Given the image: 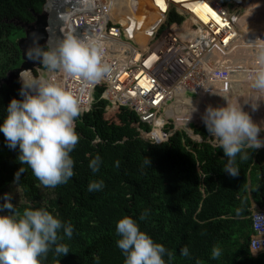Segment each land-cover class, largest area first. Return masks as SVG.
<instances>
[{"label": "trees", "instance_id": "16d2710c", "mask_svg": "<svg viewBox=\"0 0 264 264\" xmlns=\"http://www.w3.org/2000/svg\"><path fill=\"white\" fill-rule=\"evenodd\" d=\"M48 1L0 0V119L11 98L22 99L21 76L9 83L2 81L22 63L18 40L24 27L16 22H34L35 14L42 13ZM115 1L124 6L126 1L132 3ZM262 2L253 0L249 9L248 25L258 33L264 30ZM121 14L127 22L126 13ZM182 19L173 11L168 22ZM141 41L144 43V38ZM252 43L247 48L250 59L254 56L251 53L257 55L253 50L257 44ZM32 72L36 74V68ZM102 90L96 89L92 107L76 119L80 140L71 152L75 176L66 184L43 186L31 168L17 159L19 147L9 148L0 131V196L14 184L23 202L12 203L20 212L26 207H43L74 225L72 238L60 241L69 246L68 254L57 258L50 251L43 264H97L96 257L99 264H123L116 222L125 215L138 220L142 230L174 252L171 264H264V252L254 254L249 248L252 205L264 209V147L246 149L250 152L247 160L238 155L239 175L230 176L223 169L227 157L222 149L213 147L216 142L205 126L192 125L200 140L177 130L166 141L147 142L139 136L138 128L144 123L136 113L123 106L107 108L108 101L100 98ZM257 94L264 101V93ZM236 102L264 125V106L248 110L246 102ZM97 154L102 163L94 173L89 161ZM146 157L151 161L149 167L144 165ZM20 167L26 171L15 182ZM101 179L103 189L89 192V182ZM145 211L147 218L139 220ZM185 245L190 249L189 257L180 255ZM214 246L222 249V255L215 259L211 257Z\"/></svg>", "mask_w": 264, "mask_h": 264}, {"label": "clouds", "instance_id": "9594fccd", "mask_svg": "<svg viewBox=\"0 0 264 264\" xmlns=\"http://www.w3.org/2000/svg\"><path fill=\"white\" fill-rule=\"evenodd\" d=\"M50 40L46 46L37 44L25 52L28 59L39 61L43 70L36 74L31 70L21 72L19 91L22 99H10L6 113L0 119V131L9 148L19 147L17 159L21 164H27L43 186L55 188L75 176L71 152L80 140L76 119L82 115L83 109L77 92L58 81L54 74L60 73L75 81L94 85L112 69L104 61L103 45L96 38L85 39L69 34L57 38L55 43H50ZM259 48V66L252 87L264 93V45H259ZM257 107L256 103L252 104L253 110ZM193 111H196L194 106L186 114V124ZM202 119L209 136L215 138L213 147L222 149L227 157L223 169L230 176L239 175L238 155L240 160H247L250 152L246 149L264 147V138L260 136L264 125L254 121L238 102L226 99L223 105H208ZM101 163L102 158L97 154L90 159L89 167L95 173ZM150 164L146 157L144 165L149 167ZM116 166H119V161ZM25 171L22 167L17 170L15 182H19L21 173ZM104 186L102 179L92 180L88 191H99ZM0 213H3L0 214V264H43L50 251L57 258L70 251L69 246L60 241L64 237L72 238L74 225L71 221H63L58 213L53 214L43 207H26L20 212L12 203L11 193L4 194ZM147 216L145 211L139 220ZM116 232L120 237L117 246L124 256L123 264H171L174 259V252L142 230L139 221L132 216L120 217L116 222ZM180 255H191L187 245L180 248ZM221 255L222 249L214 246L211 257L215 259ZM96 260L99 264V257Z\"/></svg>", "mask_w": 264, "mask_h": 264}, {"label": "built area", "instance_id": "2783aa9c", "mask_svg": "<svg viewBox=\"0 0 264 264\" xmlns=\"http://www.w3.org/2000/svg\"><path fill=\"white\" fill-rule=\"evenodd\" d=\"M63 1L68 5L81 3ZM149 1L160 20L148 31L143 27L148 13L139 4H134V13H130L123 2L87 0L85 12L71 14L73 25L81 28V38L100 41L104 61L112 71L94 85L60 73L54 75L77 92L83 113L90 110L95 91L101 87L100 98L108 101L107 108L123 106L134 111L141 122L149 125L147 131L161 142L169 138L164 109L174 97V85L178 84L184 94L212 95L218 82L222 92H228L235 74L254 76L260 48L253 47L257 55L251 53L252 64L247 67L246 57L234 50L237 15L243 10L238 0ZM173 11L183 16L181 22H168ZM121 13H126L127 22ZM142 38H146L145 44ZM258 38L264 45V30L259 31ZM224 57L228 61H223ZM251 221L249 248L253 253L264 252V209L254 210Z\"/></svg>", "mask_w": 264, "mask_h": 264}, {"label": "rangeland", "instance_id": "374dc122", "mask_svg": "<svg viewBox=\"0 0 264 264\" xmlns=\"http://www.w3.org/2000/svg\"><path fill=\"white\" fill-rule=\"evenodd\" d=\"M131 1H132V3H129L128 1H126V3H127L126 6H128L127 10H129V12L130 11L133 12L134 11V10H132L133 6H134V4H137V3H135L134 0H131ZM252 2H253V0H238V7H243V10L241 8L242 11H240V13L237 15L238 16L237 28H238V31L242 35L246 36L247 40L252 41L258 45V40L260 39V38H258V32L254 31V28H252L251 24L248 25L249 24L248 22L250 19L249 9L251 7ZM261 5L264 8V2H262ZM139 8H142V7L139 6ZM73 11H74V13L75 12H82L83 13V12H85V9L76 10V8L75 9L73 8ZM263 15H264V10H263ZM135 16H136L135 19H137L138 16L137 15H135ZM152 18H154V17L151 16L150 14H148L147 18L145 20V23L143 25V27H146V29L148 31L151 30V28H153L155 26ZM251 37H253V38H251ZM144 41H146V38L144 39ZM247 48H248V46H247ZM255 97L256 96H254L253 98L252 97L250 98V96L247 97V98H250V99H247L248 110H250V108H252V104H255V103L258 105L257 108L259 109V107L263 101V96H262V98L260 97L261 99H259V98L257 99V97L256 98ZM233 100L236 101V100H241V99L239 98V96H236V94H235V97L233 98ZM211 101H212L211 104H208L210 102L204 103L200 100V98L198 97L197 94L194 95L192 93H185L182 95H177V96L172 97L168 101V105L164 109L165 113L168 110L171 111V115H169L168 113L165 115L167 118V123H165L164 127L170 128V126H171L174 128L175 126H177L179 130H185L190 135V133L193 131V128L191 127L192 125L193 126L194 125L195 126H205L203 119H202V116L205 113L208 105H212V106L223 105L222 97H220V96L216 97L214 100H211ZM193 106L196 108V111H193L191 113V119L189 121H187V124H186L185 123L186 114L191 110V108ZM193 121H199V122L196 123ZM258 122H259V124L263 125L262 121L258 120ZM145 124L146 123L143 124V128L146 126ZM260 136L262 138H264V131H262L260 133ZM192 137H195V139L200 140V138L197 136H192ZM213 142H216L214 137H213ZM5 193H11L12 194V200H14L16 202H23L20 189L16 185L11 184L7 188V190L0 196V201H3V197H4Z\"/></svg>", "mask_w": 264, "mask_h": 264}, {"label": "water", "instance_id": "95a60500", "mask_svg": "<svg viewBox=\"0 0 264 264\" xmlns=\"http://www.w3.org/2000/svg\"><path fill=\"white\" fill-rule=\"evenodd\" d=\"M67 6L68 4L63 0H49L45 4L42 13L35 14L36 19L34 22H16V24H21V26L24 27V35L18 40V46L22 52V63L19 67L11 70L2 81L9 83L13 79L19 78L22 71H33L34 68H36L38 72L43 70L39 61L30 60L25 55V52L34 45L38 44L41 47L46 46L50 38V43H55L56 39L62 38L63 35L75 34L80 37L82 36L81 28H76L73 25L72 16L68 12ZM177 130L179 129L175 126L167 132V135L171 136ZM138 131L139 136L145 141L150 143L157 142L154 135L144 128L139 127ZM192 132L194 133V131ZM192 132L190 136H195Z\"/></svg>", "mask_w": 264, "mask_h": 264}, {"label": "bare ground", "instance_id": "6f19581e", "mask_svg": "<svg viewBox=\"0 0 264 264\" xmlns=\"http://www.w3.org/2000/svg\"><path fill=\"white\" fill-rule=\"evenodd\" d=\"M80 1H81V3H79L77 5H68L67 6V10L70 14H73V12H74L73 8L74 7L76 8V10L86 9V7L88 5L87 0H80ZM135 3L139 4V6L142 7L143 9H145L148 12V14H150L151 16L154 17V18H152L154 25H156L159 22L160 17H158L157 14L151 8L149 0H139L138 2L135 1ZM145 42H147V41H144L143 44H145ZM251 43H252V41L247 40V38L242 36L240 34V32L238 31V37L236 38V42L234 44V50H235V52H238V53L242 52V54L246 57L247 62H246L245 67L252 64L253 59L248 58L246 55V53L248 54L247 46L249 47L251 45ZM225 57L223 58V59H225L223 61H228L227 58H225ZM252 82H253V76L245 75V77H244V75H242V74H235L232 77L231 86H230V89L228 92H222L220 84L218 82H216V83H214V89H217L215 91V94L209 95V94H204V93L200 92L198 94V97L200 98V100L202 102H204V103L210 102L208 104H211L212 103L211 100H214L216 97L220 96V97H222V103L225 104L226 99L229 102H234L233 98L235 97V94H236V96H239V98L241 99V100H236V101H239L242 103H245V102L247 103L246 98L249 96H252V94H254L253 96L258 97V94H257L258 91L252 87ZM172 93L174 94V96L184 94L183 90H181L180 87H178V84H176L172 87ZM260 106H264V101H262ZM167 113L169 115H171L170 110L166 111V114Z\"/></svg>", "mask_w": 264, "mask_h": 264}, {"label": "crops", "instance_id": "0c3cea01", "mask_svg": "<svg viewBox=\"0 0 264 264\" xmlns=\"http://www.w3.org/2000/svg\"><path fill=\"white\" fill-rule=\"evenodd\" d=\"M253 44H254V43H253ZM252 209H253V211H254V210H257V209H259V208H258V206H257L255 203H253V205H252ZM254 254H257V253L254 252Z\"/></svg>", "mask_w": 264, "mask_h": 264}]
</instances>
